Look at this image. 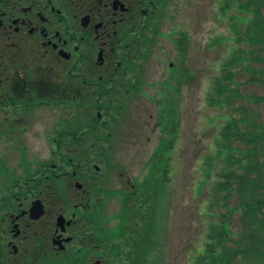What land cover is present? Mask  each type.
I'll return each mask as SVG.
<instances>
[{"label": "flooded vegetation", "instance_id": "1", "mask_svg": "<svg viewBox=\"0 0 264 264\" xmlns=\"http://www.w3.org/2000/svg\"><path fill=\"white\" fill-rule=\"evenodd\" d=\"M168 1L0 0V264H107V144L156 93Z\"/></svg>", "mask_w": 264, "mask_h": 264}, {"label": "rangeland", "instance_id": "2", "mask_svg": "<svg viewBox=\"0 0 264 264\" xmlns=\"http://www.w3.org/2000/svg\"><path fill=\"white\" fill-rule=\"evenodd\" d=\"M244 1H168L169 7L166 10L170 19L162 23L161 34L155 38V68L151 69L154 74L151 73L150 83L155 84L156 93L139 98L132 111L134 122L138 124L132 126L134 122H126L120 134L122 142L107 149V153L113 157L111 161L116 162L123 171L122 176H110L108 186L113 189L127 184L128 178H131V181L132 178H142L147 171L145 161L156 151L159 140L174 139L169 160L171 192L165 210V256L163 255L161 264H193L190 252L200 246L203 239V223L199 217L197 197L198 182L204 175L200 166L204 163V155L213 153L217 148V140L228 120L225 115L234 114V117H240L241 112L232 109L244 104L251 111L257 112L264 122V106L258 103L249 104L243 98L244 94L261 96L264 87L260 81L245 82L248 72L241 70L243 62L232 64V70L236 74L233 80L227 78L230 88H227L225 83L229 93L233 94L237 88L241 96L234 98L229 105L222 106L213 89L215 78L223 73V63L233 60L239 50L247 51L245 55L249 56L252 44L237 39L243 36L251 17V14L241 7ZM262 14L264 16V6ZM230 16H238V33L233 31L235 19ZM184 34L188 38L187 53L184 57L186 62L178 65L180 55L175 45H178L179 37L180 41L185 38ZM262 57V61L251 60L250 63L246 60L244 65L264 68L263 53ZM169 62L177 65L170 71ZM187 70L189 71L184 73ZM173 74H179L180 79L173 78ZM148 91L152 92L151 89ZM51 118L48 114L45 119ZM28 142L33 146V151L38 150L44 154L48 152L45 141ZM236 144L242 146L240 142H235L233 146ZM6 157L9 162L12 161L13 167L17 166L13 150L11 153L8 149ZM219 166L221 167L218 160L215 171H218ZM212 178L215 179L214 170ZM229 200L231 205H234L237 201L236 194L232 193ZM117 208V202H108L107 213L112 214ZM236 218L237 213L231 223L234 229ZM115 221L116 217L111 218L109 225H113ZM110 230L116 232L117 226Z\"/></svg>", "mask_w": 264, "mask_h": 264}, {"label": "trees", "instance_id": "3", "mask_svg": "<svg viewBox=\"0 0 264 264\" xmlns=\"http://www.w3.org/2000/svg\"><path fill=\"white\" fill-rule=\"evenodd\" d=\"M227 6V4H226ZM264 0H245L241 7L251 14L243 36L237 37L252 44L247 51L239 50L233 60H227L221 68L223 73L215 78L213 89L222 106L241 96L237 88L234 93L226 90L228 77L233 80L236 72L232 64H241V70L250 72L246 82H262L264 70L245 64L246 60L262 61L264 49ZM234 18L233 31L239 32L238 16ZM242 38V39H241ZM177 39V38H176ZM178 38V50H183ZM255 97V103L261 102ZM240 111V117L225 115L221 135L218 132L216 149L204 155L203 177L198 182L197 197L199 217L203 223L201 245L190 252L193 264H264V124L249 125L257 119V114L240 104L232 109ZM256 116V117H255ZM92 114V130L96 124ZM254 120V121H255ZM101 121V119H100ZM109 125L105 127L110 131ZM107 133V132H106ZM101 135L99 129L93 131ZM108 137V135L106 134ZM222 137V138H221ZM235 142H240L242 146ZM156 151L145 161L147 171L137 180L132 191H119V208L116 232L107 228V264H161L164 253L165 210L169 203V160L174 139L158 142ZM110 145H108V148ZM227 151V152H226ZM108 170L112 166V156H107ZM218 171H215L217 161ZM223 164V166H222ZM214 170L215 179L212 178ZM236 194L237 201L230 203V196ZM110 194V192H108ZM237 213L235 229L232 218ZM107 217V216H106ZM112 228V227H111ZM165 260V259H164Z\"/></svg>", "mask_w": 264, "mask_h": 264}]
</instances>
